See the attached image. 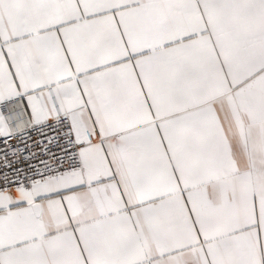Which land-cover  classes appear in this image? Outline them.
Segmentation results:
<instances>
[{
	"label": "snow or ice",
	"instance_id": "snow-or-ice-1",
	"mask_svg": "<svg viewBox=\"0 0 264 264\" xmlns=\"http://www.w3.org/2000/svg\"><path fill=\"white\" fill-rule=\"evenodd\" d=\"M0 264H264V0H0Z\"/></svg>",
	"mask_w": 264,
	"mask_h": 264
}]
</instances>
